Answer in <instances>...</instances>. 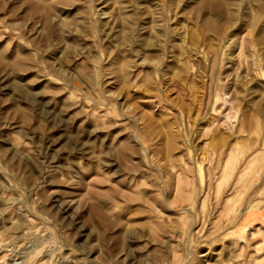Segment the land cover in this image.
Segmentation results:
<instances>
[{"label":"rangeland","instance_id":"rangeland-1","mask_svg":"<svg viewBox=\"0 0 264 264\" xmlns=\"http://www.w3.org/2000/svg\"><path fill=\"white\" fill-rule=\"evenodd\" d=\"M0 264H264V0H0Z\"/></svg>","mask_w":264,"mask_h":264}]
</instances>
